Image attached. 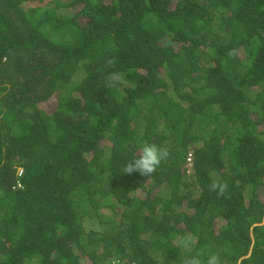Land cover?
Instances as JSON below:
<instances>
[{
  "label": "trees",
  "instance_id": "1",
  "mask_svg": "<svg viewBox=\"0 0 264 264\" xmlns=\"http://www.w3.org/2000/svg\"><path fill=\"white\" fill-rule=\"evenodd\" d=\"M197 252L264 264V0H0V264Z\"/></svg>",
  "mask_w": 264,
  "mask_h": 264
},
{
  "label": "clouds",
  "instance_id": "2",
  "mask_svg": "<svg viewBox=\"0 0 264 264\" xmlns=\"http://www.w3.org/2000/svg\"><path fill=\"white\" fill-rule=\"evenodd\" d=\"M229 55H233L232 52ZM169 156L167 147H160L155 144L145 143L137 158L129 161L123 169V173L131 174L133 172H139L142 176H148L152 174L157 167ZM209 190L217 192L218 195H223L226 190V185L219 181H213L209 185ZM194 240L191 235H186L180 241V246L183 248H189ZM201 253L197 252L196 255L186 256L182 264H220V257L217 254H211L206 261L200 259Z\"/></svg>",
  "mask_w": 264,
  "mask_h": 264
},
{
  "label": "built area",
  "instance_id": "3",
  "mask_svg": "<svg viewBox=\"0 0 264 264\" xmlns=\"http://www.w3.org/2000/svg\"><path fill=\"white\" fill-rule=\"evenodd\" d=\"M191 163H192V151L190 150L187 151V154L185 156V166L189 168Z\"/></svg>",
  "mask_w": 264,
  "mask_h": 264
},
{
  "label": "rangeland",
  "instance_id": "4",
  "mask_svg": "<svg viewBox=\"0 0 264 264\" xmlns=\"http://www.w3.org/2000/svg\"><path fill=\"white\" fill-rule=\"evenodd\" d=\"M62 2H68V0H61ZM74 9V7H63L62 9L60 8V11L62 14L66 15L70 12H72V10Z\"/></svg>",
  "mask_w": 264,
  "mask_h": 264
}]
</instances>
